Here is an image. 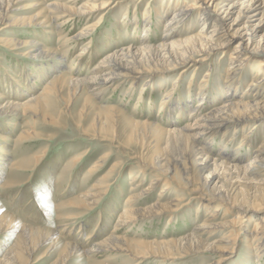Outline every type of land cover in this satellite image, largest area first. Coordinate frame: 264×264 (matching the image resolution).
I'll return each mask as SVG.
<instances>
[{"label":"rangeland","instance_id":"374dc122","mask_svg":"<svg viewBox=\"0 0 264 264\" xmlns=\"http://www.w3.org/2000/svg\"><path fill=\"white\" fill-rule=\"evenodd\" d=\"M103 1L108 0H38L36 2L26 0L19 4L25 9L13 12L12 15L18 14L19 17L30 18L42 10V2L46 5L58 2L79 8L87 2L100 4ZM191 1L193 0H109L110 5L107 8L88 13L85 17L77 15L69 17L64 13L62 17L57 18L55 26L52 24L41 29L32 26L28 29L16 27L4 30L0 32V39L13 36L17 39L32 38L46 48L58 49L56 61L60 63L39 60L41 57L38 55L31 58L35 53L0 42V96L15 103H22L28 98L39 96L44 86L56 74L65 72L75 77H90L100 61L111 52L128 46L140 47L142 42L144 45H157L165 36L166 21L171 17L175 6L180 5L181 2ZM14 9L16 7L11 11ZM195 15L194 13L187 21L184 19L185 22L181 21L173 26L174 40L183 39L200 31L201 23ZM234 17L235 15H232L230 19ZM88 28V32L84 34ZM144 28H146L145 32ZM242 32L239 28L238 33ZM79 33L83 34L78 35ZM237 43L238 41L234 40L223 48H214L205 56L200 67L176 68L165 73L158 70L151 76V84H144L146 76L133 84L130 79H121L116 88L102 91L83 117H80L79 113L83 108L85 91L70 100L65 88L60 96L49 97L48 104L49 102L51 104L44 118L33 119L30 113L23 116V111L17 116L0 117V136L4 138H0V148L8 153L7 155L0 153V216L13 217L17 226L56 230L60 238L59 243L51 248V251H46L48 246L43 245L31 257L23 255L19 264H54L59 257L60 248L65 243L77 245L85 252L95 242L112 233L125 208L143 207L156 200L162 189V183L158 184L150 194L140 196L136 203L127 202L130 195L139 192L135 186L146 187L151 180L148 172H131L133 167H137L136 160L131 158L134 157V153H140L144 158L148 157L152 149L127 142L126 135H129L130 129L123 116L133 120L152 121L163 128L172 124L181 126L190 117V111L193 110L191 114H194L197 110H210L221 104L227 94L230 97L242 96L245 101L264 95V86H260L258 91L245 93L253 76L251 71L255 57L244 68L238 87L236 89L233 87V90L227 92L225 71ZM59 57L61 58L57 60ZM158 67L164 70L166 65ZM175 80L179 82L176 88ZM171 88L174 91L173 95L169 96L167 93ZM103 105L116 107L123 114L119 115L116 121L113 129L114 137L102 141L93 140L86 131L91 129L89 124L92 123L98 107ZM262 121L259 124H247L250 126L245 129L242 127L237 128L236 131L229 129L225 135L218 133L211 140L203 137L200 143L204 144L206 141L209 143L210 156L223 154L220 155L223 158L234 157L241 167L253 164L256 161L255 157L258 156L257 151L264 144V120ZM31 130L36 133V137L19 139L22 132ZM245 137L247 138L244 139ZM173 143L175 141L165 143L161 140L163 153H167L175 161L187 160L189 156L186 152H183L177 142ZM37 155H41L42 158L37 166H33ZM104 156L106 160L102 167L89 175L88 171L93 163ZM77 157H80L79 161L72 165V161ZM22 162L28 167L22 165L15 167ZM258 171L263 175L264 170L260 168ZM105 175L110 176L108 186L105 188L106 194L95 207L89 210H77L68 205L72 199H78L86 194V191L91 190V187ZM218 175L222 179L223 187L224 184L229 187L231 183H240L239 206H245L247 191L252 193L257 188V180L262 179L249 172L239 177L234 174L231 178L228 172L220 171ZM176 193L170 191L167 195L171 198L181 196L186 200L190 199V194L185 190L179 189ZM190 205L174 218L164 217L159 221L150 220L134 226L130 225L123 234L129 239L146 241L177 239L190 233L197 224L208 218L213 210V207L209 210L201 208L197 213V203ZM216 205H220V202L214 203L213 206ZM261 215H264L263 211L252 209L242 216L243 229L236 244L230 246L232 250L226 254L223 264H264V252H257L246 242V232ZM13 232L0 234V257L13 245L15 240ZM223 232L211 234L210 242L225 237ZM80 256H72L64 264H129L131 261L116 252L84 253ZM209 262H212L211 256L199 254L180 259L147 260L136 264H208Z\"/></svg>","mask_w":264,"mask_h":264},{"label":"bare ground","instance_id":"6f19581e","mask_svg":"<svg viewBox=\"0 0 264 264\" xmlns=\"http://www.w3.org/2000/svg\"><path fill=\"white\" fill-rule=\"evenodd\" d=\"M22 1L26 0H0V32L16 27L24 29L32 26H37L36 28L40 29L47 28L52 24L55 26L57 18L62 17L64 13H67L69 17L76 15L85 17L88 13L103 10L110 5L109 0L100 4H95L97 1L87 2L79 8L58 2L47 5L42 2V10L30 18H22L18 14L12 15L13 12L25 9L19 6ZM170 6L169 4L168 7L170 8ZM13 7L16 9L11 11ZM173 11L171 17L166 21L165 36L157 45H144L142 42L140 47L128 46L125 49L111 52L100 61L94 70V74L90 77H75L65 72L56 74L44 86L39 96L28 98L22 103H15L0 96V117L17 116L20 111H23V116L30 113L29 115L33 119L42 118L49 111L51 104L50 102L48 104L49 97L60 96L63 88L67 90L70 100L85 91L83 108L79 113L80 117H83L88 109L94 105L93 101L96 97L105 89L116 88L119 80L130 79L133 84V82L146 76L144 81L146 85L151 84L150 78L158 70L165 73L176 68L200 67L205 56L214 48H223L234 40H237L238 43L231 53L230 64L225 71L227 92L233 90V87L235 89L238 87L244 68L249 65L254 57L255 61L251 71L253 76L245 89V93L258 91L260 86H264V0H193L188 3L181 2L180 5L175 6ZM194 13L198 22L201 23L200 31L183 39L174 40L175 28L173 26L184 21V19L187 21ZM232 15L235 17L230 19ZM45 25L46 27H44ZM239 28L242 29V33H238ZM88 30L89 28L84 34ZM81 34L83 33L78 35ZM0 42L18 47V49L22 48L29 53H35L31 58L38 55L41 57L39 60L44 59L55 64L58 62L56 61L58 49L46 48L32 38L2 37ZM159 65H166V68L162 70L158 67ZM177 83L179 82L175 80V88ZM173 91V88L168 89L167 94L172 96ZM234 96L230 97L227 94L221 104L210 110H197L194 111V114H191L193 110L190 111V117L181 126L172 124L163 128L152 121L133 120L123 116L127 120L128 129H130L129 135H126L127 142L137 143L140 145H138L139 147L146 146L152 149V153L148 157L144 158L140 153H134V157L131 158L136 160L137 164V167H133L131 172H148L151 180L146 187L135 186L139 192L130 195L127 202L136 203L135 201H138L140 196L150 194L160 183H162V189L152 203L143 207L125 208L114 225L112 233L95 242L85 252L77 245L63 244L58 254L59 257L54 264H64L72 256H82L84 253L106 254L111 252L126 256L131 260L129 264L147 260L180 259L199 254L211 256L212 262L208 264H223L226 260V254L232 250L230 246L236 244L240 231L243 229L241 227L242 216H245L252 209L264 212V173L260 175L258 171L260 168L264 170V144L257 151L256 161L241 167V164L234 157L223 158V154L210 156L208 153L209 143L207 141L204 144L200 143L203 137L206 140H211L218 133L225 135L229 129L236 131L239 127L248 128L250 125L247 124L263 122L264 95L247 101L243 100L242 96ZM122 114V111L113 106L98 107L92 123L89 124L91 129L85 130L89 134L87 135L91 136L93 140L101 141L114 137L113 129L118 116ZM84 119L86 118L84 117ZM34 137H36V133L31 130L22 132L19 139L26 140ZM161 140L165 143L177 142L189 158L183 159V161L172 160V157L170 158L167 153H163ZM0 153L8 154L1 148ZM41 158V155H37L33 161V166H37ZM79 159L80 157L75 158L72 165ZM105 160L106 157L104 156L93 163L88 174L92 175L97 172ZM21 165L28 167L23 165V162L16 164L15 167L18 168ZM220 171L228 172L230 178L234 174L238 177L244 176L247 172L254 174L257 178H262L261 182L257 180V188L252 193L247 191L244 199L247 201L245 206L238 205L241 195L240 183H231L229 187L225 184L224 187L221 186L222 179L218 175ZM256 172L258 173L255 174ZM109 177V175L102 177L91 187V190L86 191V194L81 195L78 199H72L68 205L77 210H89L95 207L106 194L105 188L108 186ZM179 189L187 191L190 194V199L186 200L181 196L171 198L167 195L170 191L177 194L176 190ZM217 202H220V205L213 206ZM196 203L197 213L201 208L209 210L213 207V210H211L208 218L203 219L190 233L177 239L146 241L135 238L129 239L123 234L130 225L134 226L150 220L159 221L164 217L171 219L190 204ZM15 221L13 217L0 216V234L13 231L15 233L14 243L0 257V264H19L23 255L31 257L43 245L48 246L46 247V251H48L60 241L59 233L56 230L17 226ZM222 232L225 237L210 242L211 234ZM246 242L250 247L253 246L257 252H264V215L259 216L252 228L248 229Z\"/></svg>","mask_w":264,"mask_h":264}]
</instances>
